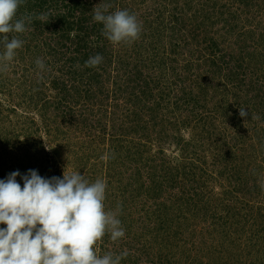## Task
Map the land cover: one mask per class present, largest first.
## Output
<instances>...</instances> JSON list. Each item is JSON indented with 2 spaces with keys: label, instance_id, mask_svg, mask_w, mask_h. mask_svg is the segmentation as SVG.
Segmentation results:
<instances>
[{
  "label": "trees",
  "instance_id": "1",
  "mask_svg": "<svg viewBox=\"0 0 264 264\" xmlns=\"http://www.w3.org/2000/svg\"><path fill=\"white\" fill-rule=\"evenodd\" d=\"M105 5L137 17L138 40L105 37L93 19ZM18 18L31 23L0 72V133L22 142L2 139L18 153H0V178L30 169L53 177L54 156L33 137L56 133L85 179L106 182L105 210L125 231L98 241V255L264 264V0H24ZM97 54L102 63L87 67ZM140 65L153 76L139 79L149 74ZM145 84L162 94L148 95Z\"/></svg>",
  "mask_w": 264,
  "mask_h": 264
},
{
  "label": "clouds",
  "instance_id": "2",
  "mask_svg": "<svg viewBox=\"0 0 264 264\" xmlns=\"http://www.w3.org/2000/svg\"><path fill=\"white\" fill-rule=\"evenodd\" d=\"M23 2L0 0V72L7 70L23 47L17 34L25 33L31 23V18H18ZM109 7L93 10L105 37L113 45L138 40L142 25L137 17L128 10L109 12ZM102 61L97 54L85 64L96 67ZM36 64L45 68L41 59ZM240 115H247L244 108ZM106 189L102 179L89 182L80 172L66 174V170L63 178H45L30 169L27 174L14 171L0 179V264H121L127 252L100 256L96 250L106 234L112 241L125 236L121 220L105 210Z\"/></svg>",
  "mask_w": 264,
  "mask_h": 264
},
{
  "label": "rangeland",
  "instance_id": "3",
  "mask_svg": "<svg viewBox=\"0 0 264 264\" xmlns=\"http://www.w3.org/2000/svg\"><path fill=\"white\" fill-rule=\"evenodd\" d=\"M137 11H138V9H137ZM147 59H150V60H152V59H156V54L155 53H151V52H148V51H146V54L144 55ZM177 57H181V60H182V56H178L177 55ZM149 65L151 66V67H153L152 65H154V64H151V63H149ZM178 65V64H177ZM146 67L147 66H142V65H140L139 66V68L140 69H143V70H146L149 74H145V72H142V71H139V79H141V77L142 76H145V77H147V78H151L152 76H153V70H151L149 67H147V69H146ZM128 81H130V80H128ZM135 84V83H134ZM134 84H132V82H128V85H132L131 87H133L134 88ZM138 84V83H137ZM144 87L145 88H148V86H147V84H145L144 85ZM151 87H153L152 88V90H151ZM166 88V87H165ZM139 89L140 88H138L137 90L134 88V90L135 91H139ZM150 91L148 92V95H150L151 96V92H152V94H153V96H156V92H158L157 93V96L159 97L161 94H162V91L161 90H159V89H157L156 90V88L154 89V85H150V87L148 88ZM141 90V89H140ZM137 93H141V91L140 92H137ZM2 98H1V95H0V100H1ZM19 115L20 114H17V116L16 115H13L12 116V119L13 120H16L18 117H19ZM4 126V125H3ZM10 130V129H9ZM17 130H19V127L17 128ZM16 133H17V135H18V132L16 131ZM9 134V135H8ZM183 135L185 136L186 135V137H188V131L187 130H185V133H183ZM6 138V139H8V141H9V144H11V146H13L14 145V148H17L18 147V145L19 146H21L20 145V143L22 142V140H21V137L19 138L18 137V140L16 141L15 140V142H13L14 141V139H13V137H14V133L12 132H4V133H0V143H2L1 141H2V139L3 138ZM42 139V141H43V143L45 144V147H46V151L49 153V154H51V155H53L54 157L52 158V160H51V165L49 164V167H50V171H52L53 172V174H54V176L53 177H60V178H63V176L60 174V173H58L57 171L58 170H60V171H62L63 172V174H64V172H65V170H66V174L67 173H70V169H71V171H73V172H79V164L77 163V158H76V154H75V152H74V150L72 151V153L71 154H68L66 151H64V150H62V149H60V148H57L58 146H57V138H58V134H56V133H52V134H49L48 136H47V134H46V132H41V135H39V136H35L34 135V137H33V139L35 140V141H37V139ZM4 146L5 145H3V144H0V153H2V155L4 156V157H6V156H8V155H15V154H17L18 153V151H17V149L15 150V149H12L11 150V148H9V146H7V147H5L4 148ZM4 149H7V151H4ZM78 150V149H77ZM85 152V149L84 148H82V149H80V150H78V154H77V156H80V159L81 160H83V161H85V162H87V164H86V168H85V170L86 171H88V172H92L93 171V168L94 167H91V166H89V165H92L91 164V159L89 158V157H87V156H84L83 155V153ZM43 153L41 152L39 155H42ZM68 159L70 160V162L71 161H73L72 163H70L69 161H68ZM72 164L71 166H74V168H72L71 166H70V164ZM69 166H70V168H69ZM75 166H77V167H75ZM0 171H1V169H0ZM81 172V171H80ZM0 176H1V174H0ZM1 179V178H0Z\"/></svg>",
  "mask_w": 264,
  "mask_h": 264
}]
</instances>
